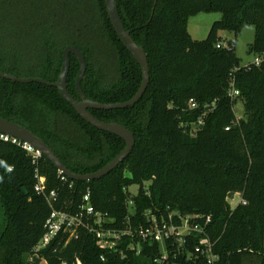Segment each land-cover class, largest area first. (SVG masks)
I'll use <instances>...</instances> for the list:
<instances>
[{"label":"trees","instance_id":"16d2710c","mask_svg":"<svg viewBox=\"0 0 264 264\" xmlns=\"http://www.w3.org/2000/svg\"><path fill=\"white\" fill-rule=\"evenodd\" d=\"M125 28L147 53L150 82L139 102L127 108L89 111L101 120L119 122L135 133L129 156L104 177L62 180L45 156L41 173L48 190L58 192L56 208L78 212L91 191L97 211L117 226L129 214V187L140 216L149 208L212 214L209 234L216 241L219 264H264V61L245 67L236 45L218 48L219 33L237 37L255 26L250 53L264 52V0H117ZM200 12H222L206 39H194L189 20ZM77 45L85 53L87 70L82 88L87 98L116 103L138 92L142 68L125 47L109 18L105 0H0V72L59 78L63 51ZM80 62L71 54L68 90L79 98L76 79ZM240 96H229L231 75ZM191 99L198 108L189 109ZM244 115L234 123L236 101ZM215 102V105L213 103ZM207 110L205 123L193 135L190 125ZM0 114L42 137L77 173L95 172L125 147L123 138L91 125L61 95L39 82L0 78ZM186 125V126H183ZM230 126L227 130L226 127ZM35 164L20 145L0 138V264H32L31 256L45 233L51 213L47 200L35 190ZM149 182L148 187L145 183ZM247 200L235 209L229 196ZM57 239L38 255L48 264H158V245L126 258L106 252L93 233L83 228L65 245ZM187 262L184 256L171 259Z\"/></svg>","mask_w":264,"mask_h":264},{"label":"built area","instance_id":"2783aa9c","mask_svg":"<svg viewBox=\"0 0 264 264\" xmlns=\"http://www.w3.org/2000/svg\"><path fill=\"white\" fill-rule=\"evenodd\" d=\"M232 43L229 41L224 44L218 41V48H231ZM264 61V52L255 54L254 60L245 67L251 65H260ZM229 96L236 100L240 96V91L235 85V76L231 75V88ZM215 105V102L213 103ZM199 103L191 99L189 109L198 108ZM208 112L205 110L198 117V120L190 125V132L196 135L197 130L205 123ZM242 116H237L234 120L238 124ZM183 126H186L183 124ZM227 130L230 126L226 127ZM0 138L5 141H11L22 146L32 157L35 164V178L37 179L35 190L42 195L51 207V213L45 221V233L39 240L31 256V263L34 257L41 250L52 246L57 239L66 237L65 245L74 238H78L80 230L85 228L97 239L98 245L104 250L101 259L105 260L106 252H114L126 258L128 252L142 254L146 244H156L160 248V255L154 261L158 264H177L171 259L184 256L188 262H197L202 259L204 264H219L220 254L215 251L216 241H213L209 234V229L213 221L212 214L204 213H184L180 210L167 208H149L140 216L134 208V199L130 197L128 208L129 214L122 224L117 226H106L105 223L115 221L107 218L102 212L97 211L91 202V191L89 190L83 198V202L78 212L73 213L69 210L56 208L58 201V192L48 190L47 177L41 173L40 158L43 156L33 146L21 141L18 138L11 137L5 133H0ZM62 180L68 181L70 178L59 171ZM72 180V179H70ZM74 180L70 185H73ZM129 190V189H126ZM238 197L234 205L232 201ZM236 197V198H237ZM230 206L235 209L239 204H246L247 200L242 197L241 193H235L229 196ZM40 257V256H39ZM47 263L45 259L42 258ZM42 264V262H41ZM63 264H66L64 262ZM75 264H83L77 259Z\"/></svg>","mask_w":264,"mask_h":264},{"label":"water","instance_id":"95a60500","mask_svg":"<svg viewBox=\"0 0 264 264\" xmlns=\"http://www.w3.org/2000/svg\"><path fill=\"white\" fill-rule=\"evenodd\" d=\"M105 3L109 18L116 33L122 40L125 47L133 54L134 58L138 61L142 68L143 80L141 86L135 96L130 100L116 103H102L87 98L82 88V81L85 78V73L87 70L86 56L81 48L74 44H70L64 49L63 65L59 78L55 82H50L38 76L23 77L7 72H0V78L10 79L14 82H39L48 86H54L58 88L63 98L74 107V109L84 120H86L91 125L99 128L100 130L115 134L125 140L126 147L105 166L95 172L81 174L70 170L63 163L61 158L56 154L53 148L42 137L34 133L31 129L24 126L23 124L11 121L0 114V133H5L11 137L18 138L21 141L33 146L43 156L50 160L58 168L59 171H61L72 180L91 181L104 177L105 175L113 171L129 156L136 143L135 133L130 128L116 121L107 122L101 120L94 114H92L89 109L95 108L109 110L133 106L140 101V99L146 92L150 82V68L147 53L144 47L138 44L132 37L131 33L125 28L119 12L118 1L105 0ZM71 54L76 55L80 62V70L76 79V88L79 98H75L68 90V75L71 67ZM41 262L42 258L36 255L32 264H41Z\"/></svg>","mask_w":264,"mask_h":264},{"label":"rangeland","instance_id":"374dc122","mask_svg":"<svg viewBox=\"0 0 264 264\" xmlns=\"http://www.w3.org/2000/svg\"><path fill=\"white\" fill-rule=\"evenodd\" d=\"M222 18V12H200L194 16H192L189 20V32L193 36L194 39L203 40L208 36L209 30L214 23V21ZM255 26L247 25L245 26L240 34L235 37L234 33L228 30L220 31L219 33V41L226 44L229 41L234 42L236 45V53L241 58V64L243 66L254 60L255 54L250 53L249 49L251 44L255 39ZM235 112L237 116L244 115V104L242 100L236 101L234 106ZM149 182L145 183V187H148ZM139 184H133L129 187L130 197H134L138 194ZM235 196V200L232 201V205L235 204L238 197ZM4 213L3 209L0 207V230L4 227ZM42 264H46L44 260H42Z\"/></svg>","mask_w":264,"mask_h":264}]
</instances>
